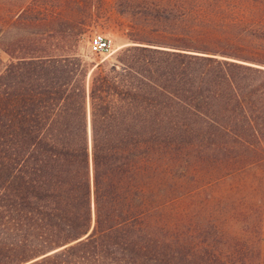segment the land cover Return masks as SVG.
<instances>
[{"label": "trees", "instance_id": "trees-1", "mask_svg": "<svg viewBox=\"0 0 264 264\" xmlns=\"http://www.w3.org/2000/svg\"><path fill=\"white\" fill-rule=\"evenodd\" d=\"M181 4L90 69L0 37V264H264V0Z\"/></svg>", "mask_w": 264, "mask_h": 264}, {"label": "rangeland", "instance_id": "rangeland-1", "mask_svg": "<svg viewBox=\"0 0 264 264\" xmlns=\"http://www.w3.org/2000/svg\"><path fill=\"white\" fill-rule=\"evenodd\" d=\"M7 1L20 3L24 11L18 26L10 27L0 35L2 40L17 32L37 36L53 30L57 36L62 33L67 35L62 48H51L52 52L61 53L70 52V42L77 37L79 51L88 69L98 62L111 61L114 53L133 38L163 41L181 31V0ZM94 32L110 37L109 51L99 53L89 50L87 40ZM8 60V55L0 48V68Z\"/></svg>", "mask_w": 264, "mask_h": 264}, {"label": "built area", "instance_id": "built-area-1", "mask_svg": "<svg viewBox=\"0 0 264 264\" xmlns=\"http://www.w3.org/2000/svg\"><path fill=\"white\" fill-rule=\"evenodd\" d=\"M87 46L92 52H107L111 48V39L103 33L94 32L89 36Z\"/></svg>", "mask_w": 264, "mask_h": 264}, {"label": "water", "instance_id": "water-1", "mask_svg": "<svg viewBox=\"0 0 264 264\" xmlns=\"http://www.w3.org/2000/svg\"><path fill=\"white\" fill-rule=\"evenodd\" d=\"M88 135H89V133H88Z\"/></svg>", "mask_w": 264, "mask_h": 264}]
</instances>
